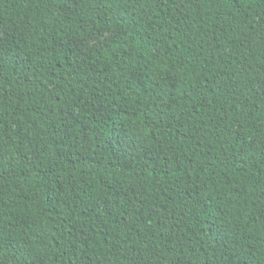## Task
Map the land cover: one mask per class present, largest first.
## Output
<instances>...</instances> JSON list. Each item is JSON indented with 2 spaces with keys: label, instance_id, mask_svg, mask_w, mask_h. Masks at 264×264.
<instances>
[{
  "label": "trees",
  "instance_id": "1",
  "mask_svg": "<svg viewBox=\"0 0 264 264\" xmlns=\"http://www.w3.org/2000/svg\"><path fill=\"white\" fill-rule=\"evenodd\" d=\"M0 23V264H264V0H0Z\"/></svg>",
  "mask_w": 264,
  "mask_h": 264
},
{
  "label": "snow or ice",
  "instance_id": "2",
  "mask_svg": "<svg viewBox=\"0 0 264 264\" xmlns=\"http://www.w3.org/2000/svg\"><path fill=\"white\" fill-rule=\"evenodd\" d=\"M67 11L71 12V8H67ZM234 187H240L239 185H233ZM249 190H251V186H249ZM261 216H264V208L261 210ZM223 215V213H221ZM260 219V217H257ZM223 223V221H221ZM260 234L261 238L264 239V221H261L260 225ZM219 239L223 241L224 251L221 253L223 259L226 261L228 259V252H231L236 246H237V238H236V226L232 224L225 225L223 228L222 233L220 234ZM241 248L249 247L246 243L243 241H240ZM3 247V242L0 241V248Z\"/></svg>",
  "mask_w": 264,
  "mask_h": 264
},
{
  "label": "rangeland",
  "instance_id": "3",
  "mask_svg": "<svg viewBox=\"0 0 264 264\" xmlns=\"http://www.w3.org/2000/svg\"><path fill=\"white\" fill-rule=\"evenodd\" d=\"M12 27H14V26L13 25H2L0 23V35H5V30L10 29ZM110 34H111L110 32L104 33L103 35L91 40L88 44L91 45L93 43H98V42L102 41L105 37L109 36Z\"/></svg>",
  "mask_w": 264,
  "mask_h": 264
}]
</instances>
